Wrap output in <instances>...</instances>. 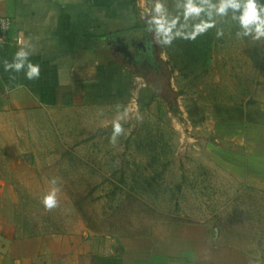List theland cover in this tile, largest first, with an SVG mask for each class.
I'll return each mask as SVG.
<instances>
[{"label":"rangeland","instance_id":"1","mask_svg":"<svg viewBox=\"0 0 264 264\" xmlns=\"http://www.w3.org/2000/svg\"><path fill=\"white\" fill-rule=\"evenodd\" d=\"M140 1L154 38L146 51L139 50L142 60L134 65L157 89L161 109L140 112L131 103L121 110L54 113L44 152L39 151L47 181L29 190L33 205L24 207L25 218L55 232L77 223L78 213L79 222L117 238L193 210L232 213L238 221L228 216L227 224L264 264V193L253 188L232 193L231 183L207 170L215 166L218 150H264V39L237 38L238 25L226 18L217 25L224 31L221 38L212 28L194 40L177 36L163 44L150 23L157 16L156 3L163 5L167 19L179 16L174 32L185 23L182 9L177 0ZM198 22L189 21L183 30L190 32ZM199 41L209 47L208 67L192 61L190 46ZM201 152L210 154L203 158ZM53 187L59 189L58 206L46 210L43 197ZM226 197L241 203L226 207L221 200Z\"/></svg>","mask_w":264,"mask_h":264},{"label":"crops","instance_id":"2","mask_svg":"<svg viewBox=\"0 0 264 264\" xmlns=\"http://www.w3.org/2000/svg\"><path fill=\"white\" fill-rule=\"evenodd\" d=\"M0 15L12 21L10 40L0 46V264H259L227 224L228 216L238 221L232 213L193 210L117 238L79 222L78 213L77 223L55 232L25 218L29 190L47 181L39 151L49 118L146 105L148 85L132 61L142 60L154 34L140 0H0ZM22 48L40 66L39 79H27L26 68L5 71L4 61ZM216 152L207 170L231 183L232 193H264V150ZM221 200L226 207L241 203Z\"/></svg>","mask_w":264,"mask_h":264},{"label":"clouds","instance_id":"3","mask_svg":"<svg viewBox=\"0 0 264 264\" xmlns=\"http://www.w3.org/2000/svg\"><path fill=\"white\" fill-rule=\"evenodd\" d=\"M177 7L182 9L184 24L177 29L179 16L167 19L163 15V5L159 2L155 5L154 16L150 21L155 25L156 32L161 37V43L170 45L172 40L177 36L185 39H195L198 35L206 33L209 29L216 28V37L221 38L224 35L222 28L217 25L226 18L238 25L236 32L237 38L250 37L259 41L264 39V0H177ZM189 21H199L191 25L192 30L186 32ZM30 52L24 48L20 49L9 63L4 61L5 71L15 70L20 72L26 68V77L29 80L39 79L40 66L28 61ZM121 132L119 125L115 128V133ZM55 185V180H53ZM59 189L53 187L44 197L43 204L46 210H51L58 206L57 193Z\"/></svg>","mask_w":264,"mask_h":264},{"label":"trees","instance_id":"4","mask_svg":"<svg viewBox=\"0 0 264 264\" xmlns=\"http://www.w3.org/2000/svg\"><path fill=\"white\" fill-rule=\"evenodd\" d=\"M192 61L194 63L203 64L204 67H208L211 64V58L209 56V47L206 46L203 42L199 41L197 43L192 44ZM142 95V94H141ZM145 101L146 105H139L140 112H144L145 110H151L154 106H157V109L160 110L161 106L158 103V92L157 89H154L153 86H147L145 89ZM140 104V103H139Z\"/></svg>","mask_w":264,"mask_h":264},{"label":"built area","instance_id":"5","mask_svg":"<svg viewBox=\"0 0 264 264\" xmlns=\"http://www.w3.org/2000/svg\"><path fill=\"white\" fill-rule=\"evenodd\" d=\"M11 28V19L0 15V46L9 42Z\"/></svg>","mask_w":264,"mask_h":264},{"label":"flooded vegetation","instance_id":"6","mask_svg":"<svg viewBox=\"0 0 264 264\" xmlns=\"http://www.w3.org/2000/svg\"><path fill=\"white\" fill-rule=\"evenodd\" d=\"M132 64L134 65V62L132 61Z\"/></svg>","mask_w":264,"mask_h":264}]
</instances>
